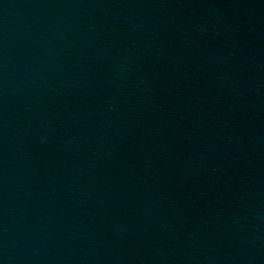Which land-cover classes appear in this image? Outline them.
I'll return each instance as SVG.
<instances>
[{
	"label": "water",
	"instance_id": "water-1",
	"mask_svg": "<svg viewBox=\"0 0 264 264\" xmlns=\"http://www.w3.org/2000/svg\"><path fill=\"white\" fill-rule=\"evenodd\" d=\"M0 264H264V0H0Z\"/></svg>",
	"mask_w": 264,
	"mask_h": 264
}]
</instances>
